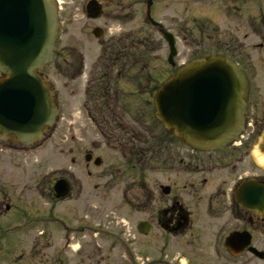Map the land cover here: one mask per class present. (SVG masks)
Instances as JSON below:
<instances>
[{
  "label": "flooded vegetation",
  "instance_id": "flooded-vegetation-1",
  "mask_svg": "<svg viewBox=\"0 0 264 264\" xmlns=\"http://www.w3.org/2000/svg\"><path fill=\"white\" fill-rule=\"evenodd\" d=\"M82 1V32L96 41L111 19L134 6L133 0ZM98 7L101 16L95 18ZM128 35L113 39L126 43L116 50L120 63L100 70L117 81L104 83L106 95L95 102L92 143L105 147L111 161L71 147L63 151L71 155L64 167L24 181L14 177L20 165L7 171L0 153V261L4 250L28 248L29 264H209L214 258L222 264L264 263L263 83L250 82L246 67L226 53L249 80L245 128L222 149L197 150L157 120L147 128L145 117L119 113L122 93L133 94L135 83L139 89L146 85L134 83L133 74L150 69L133 67ZM251 61L255 72L264 73V53ZM27 191L32 194L25 196ZM20 260L22 255L12 264Z\"/></svg>",
  "mask_w": 264,
  "mask_h": 264
},
{
  "label": "rangeland",
  "instance_id": "rangeland-1",
  "mask_svg": "<svg viewBox=\"0 0 264 264\" xmlns=\"http://www.w3.org/2000/svg\"><path fill=\"white\" fill-rule=\"evenodd\" d=\"M147 1L133 0V8L126 12L128 15L121 17L117 15L111 19L104 37L96 41L90 40L87 33L82 32L87 23L83 1L59 0L62 8L60 21L64 27L63 36L58 41L54 63L44 71V75L55 90L56 104L60 114L55 126L46 139L36 145L37 148L22 151L12 144H6L3 149L0 147V153L5 155L3 157L7 171H11L13 165L21 167L14 172L15 178L20 177L18 179L27 181V179L42 177L46 169L49 171L48 168L64 167L71 155L64 154L63 151L71 147L79 152L89 149L103 161L112 160L105 147L97 149L98 144L92 143L96 130L85 109V89L92 70H97L98 72H95L97 75L101 74L99 67L102 65L100 57L103 52V43L105 46L109 40L118 38L122 34L131 33L139 41L144 40L148 43L149 65L152 67L151 83L147 82V74H143V77L150 89L158 87L167 75L185 63L215 54L225 56L232 54V58L246 67L250 82L263 83L264 88V73L260 71V68H258L259 73L255 72L251 61L264 53V0H163L155 4L152 8L154 21L161 23L166 31L178 40L176 69L168 64L169 49L158 33V29L152 27L146 19ZM203 30L205 34H201ZM72 49L78 52L72 53ZM83 65H85L86 74L84 77L80 80L66 79V72L76 77ZM255 65L259 67L257 63ZM134 86L130 88L133 94L122 93L123 99L118 105V111L120 114L145 117L143 119L145 127L154 128L156 123L153 107L154 94L147 93L144 85L142 89H139L137 83ZM252 97H256L255 92ZM262 108H264L263 101L260 102V118H263ZM137 126L141 128L140 125ZM23 172L27 174L23 175ZM22 192L24 194V188ZM29 194H32V191H27L25 196ZM41 201L45 205V200L40 198L39 204ZM43 210L42 212L45 213L44 208ZM44 230L43 227L42 231ZM29 252L28 248L4 250L0 264H12L14 259L19 260L21 255L23 260L15 264H29ZM123 257L126 258V256ZM209 264L222 263L214 258ZM255 264L264 263L256 262Z\"/></svg>",
  "mask_w": 264,
  "mask_h": 264
},
{
  "label": "water",
  "instance_id": "water-1",
  "mask_svg": "<svg viewBox=\"0 0 264 264\" xmlns=\"http://www.w3.org/2000/svg\"><path fill=\"white\" fill-rule=\"evenodd\" d=\"M160 27L177 56L174 37ZM99 15V13H98ZM55 0H0V140L32 146L43 140L59 111L54 92L39 72L54 57L59 37ZM248 86L232 60L213 56L194 60L159 87L156 118L187 145L212 151L236 140L247 113Z\"/></svg>",
  "mask_w": 264,
  "mask_h": 264
},
{
  "label": "trees",
  "instance_id": "trees-1",
  "mask_svg": "<svg viewBox=\"0 0 264 264\" xmlns=\"http://www.w3.org/2000/svg\"><path fill=\"white\" fill-rule=\"evenodd\" d=\"M132 53H129L128 55L130 56V58L132 59V63L134 65V67L138 66V65H145V63L150 62V60H148V57L146 56L148 52V43L147 42H140V41H136L134 38L132 39ZM126 43L124 44H119L116 43V45L113 46L112 50L118 49L120 50L121 46H125ZM143 49V50H142ZM125 54V53H123ZM118 55V53H109L108 54V59H107V65H116L117 61L114 60V58ZM126 56V54H125ZM127 58V57H126ZM99 88L97 91H93V90H89V94H91V100L94 101L96 100V97L98 96L99 92H104V87L102 85H99ZM94 108H96V106L94 105Z\"/></svg>",
  "mask_w": 264,
  "mask_h": 264
}]
</instances>
